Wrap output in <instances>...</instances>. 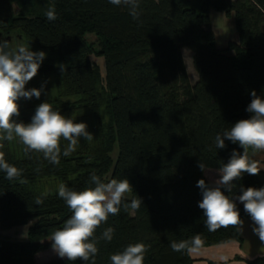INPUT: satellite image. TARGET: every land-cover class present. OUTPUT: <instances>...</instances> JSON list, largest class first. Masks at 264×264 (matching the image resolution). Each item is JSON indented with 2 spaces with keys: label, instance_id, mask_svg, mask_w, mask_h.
Segmentation results:
<instances>
[{
  "label": "trees",
  "instance_id": "16d2710c",
  "mask_svg": "<svg viewBox=\"0 0 264 264\" xmlns=\"http://www.w3.org/2000/svg\"><path fill=\"white\" fill-rule=\"evenodd\" d=\"M49 7L55 8L54 21L45 15ZM210 9L233 16L237 42L217 48ZM140 11L133 20L127 8L109 0H0V40L29 43L32 51L46 53L25 86L43 85L41 96L18 101V122H31L36 107L49 102L86 123L94 137L92 142L81 137L76 151L61 155L58 165L41 153L26 155L18 139L3 142L0 151L22 170L26 183L9 181L0 171V229L28 228L24 241L0 235V264L21 258L26 264H91L60 257L37 263L35 255L51 247V235L71 216L58 185L82 190L92 173L105 182L127 178L134 193L126 199H142L139 210L121 208L97 229L95 264H111L112 254L137 242L150 245L144 264H192L187 252L169 245L197 233L203 246L240 242L236 228H206L197 182L209 181L198 164L217 169L233 150L243 152L229 140L217 149L214 138L250 117L252 90L264 97V0H140ZM183 47L192 52L194 82ZM66 144L61 141L62 149ZM234 184L235 195L242 187H264L247 173ZM237 206L241 218H248L243 204ZM107 227L115 229L111 242L99 239ZM245 262L264 264V256Z\"/></svg>",
  "mask_w": 264,
  "mask_h": 264
},
{
  "label": "clouds",
  "instance_id": "9594fccd",
  "mask_svg": "<svg viewBox=\"0 0 264 264\" xmlns=\"http://www.w3.org/2000/svg\"><path fill=\"white\" fill-rule=\"evenodd\" d=\"M109 3L117 7H125L133 20H139L141 16L140 0H109ZM49 21L57 19L54 7H49L45 13ZM46 57L44 51H32L30 44L20 43L12 46L8 40H0V148L3 142H12L18 139L24 146L25 154L31 152L41 153L49 163L58 165L61 155L67 157L76 151L80 138L92 142L94 137L87 130L84 122L77 123L53 108L49 102L39 104L31 122H18L20 116L21 98H40L41 88H25L38 73L41 63ZM61 71L66 67L60 65ZM246 111L250 113L247 119H241L234 123L230 129L218 133L214 138L217 149L225 148V140L233 144H239L243 149L240 153L233 150L227 163H221L215 169L218 178L210 183L204 179L197 182L201 190L202 200L198 206L203 210L205 226L210 232L221 228L233 227L238 230L244 224L241 218L237 201L243 204L244 212L253 222V232L264 244V187L241 188V194L235 195L234 181H238L247 173L258 175L261 167L252 155L264 152V97L251 91V101ZM61 141H66L62 149ZM201 171L208 174L213 172L203 162L198 164ZM0 171L9 181L20 180L22 170L9 164L5 154L0 151ZM223 189V190H222ZM229 194H225V191ZM58 196L65 202L71 211V216L64 222L63 227L57 229L50 238L52 250L60 257L70 262L82 260L95 264V256L98 253V239L96 231L108 221L110 215H118L121 208L125 212L137 211L142 205V199L135 195L130 202L126 199L128 194L134 193L132 185L127 178L120 180L111 179L105 182L96 173L89 177V185L82 190H74L64 183L57 188ZM45 191L37 197L35 203H43ZM115 229L107 227L101 233L99 239L111 242ZM201 234L197 233L186 240L171 241L170 248L174 252H198L203 247ZM150 245L137 242L127 245L122 251L110 256L111 264H144L145 256Z\"/></svg>",
  "mask_w": 264,
  "mask_h": 264
},
{
  "label": "crops",
  "instance_id": "0c3cea01",
  "mask_svg": "<svg viewBox=\"0 0 264 264\" xmlns=\"http://www.w3.org/2000/svg\"><path fill=\"white\" fill-rule=\"evenodd\" d=\"M210 26L215 36L217 48H223L227 42L238 41V34L235 30L233 16H227L223 12L209 10ZM252 159L259 162L262 168L257 178L264 181V152H258L252 155ZM205 174L208 181L218 178L214 170ZM244 224L237 233L240 236V242L229 241L220 244L203 246L198 252L189 254L192 258V264H246V259L256 256H264V244L261 243L258 236L253 232V222L251 218H243ZM36 257V255H35ZM36 259V258H35Z\"/></svg>",
  "mask_w": 264,
  "mask_h": 264
},
{
  "label": "rangeland",
  "instance_id": "374dc122",
  "mask_svg": "<svg viewBox=\"0 0 264 264\" xmlns=\"http://www.w3.org/2000/svg\"><path fill=\"white\" fill-rule=\"evenodd\" d=\"M193 4H197V0H192ZM182 55L184 58V62L186 65V68L188 70V74L189 77L191 79L192 82H194V80L196 79V73L192 67V63H191V56H192V52L190 49H188L187 47H183L182 48ZM92 59L95 61H99L98 58L92 56ZM31 87H29L30 89ZM116 147L115 150L112 153V156L115 157L116 155ZM131 197V193L128 194L127 198ZM27 228L28 225H23V226H17L14 228H8V229H0V235L3 238H7L10 240H20V241H24L27 240ZM55 257H59L53 250L52 247L46 249V250H42L40 252H38L36 254V262L37 263H42L44 261H47L51 258H55ZM17 264H26L25 258H21L19 260V262H16Z\"/></svg>",
  "mask_w": 264,
  "mask_h": 264
}]
</instances>
